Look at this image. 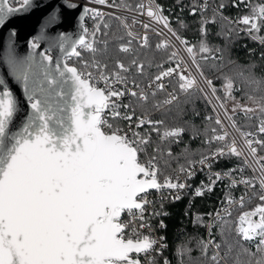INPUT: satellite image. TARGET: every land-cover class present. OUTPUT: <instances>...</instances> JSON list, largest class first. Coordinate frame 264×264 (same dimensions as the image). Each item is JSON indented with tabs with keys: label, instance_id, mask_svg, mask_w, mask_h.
Segmentation results:
<instances>
[{
	"label": "snow or ice",
	"instance_id": "6c2138e0",
	"mask_svg": "<svg viewBox=\"0 0 264 264\" xmlns=\"http://www.w3.org/2000/svg\"><path fill=\"white\" fill-rule=\"evenodd\" d=\"M91 2L104 5L107 0ZM14 3L19 6H13L9 0H0V27L14 13L28 9L33 0H14ZM238 3L250 6V13L239 17L235 23L243 25V30L257 39L256 34L264 28V0H259L254 6L252 0H238ZM66 7L75 5L66 4ZM219 7L223 8L224 4ZM136 10L147 15L150 21L161 24L175 37L215 97L217 90L212 80L204 77L197 62L200 54H205L200 55L201 59L209 58L206 54L211 49L207 44L201 40L198 46L190 45L171 28L168 17L152 0H149L147 8L141 3ZM195 11L194 8L193 13ZM84 12L91 13L93 19L103 20V14L96 9L85 8ZM58 19L56 10H53L40 35L30 42L26 56L16 55L13 45L8 43L3 57L8 75L23 90L29 111L13 127L21 108L6 79L0 76V264H141L139 257L152 251L156 244V240L140 231L147 226L145 207L152 203L147 200V193L162 189L179 192L187 187L179 182L178 177L165 176L163 181L160 180L158 161L163 155L171 156L172 153L170 150L164 153L156 145L149 154L147 149L152 146L150 133L156 132L163 142L178 138L183 129L167 128L161 134L163 121L151 119L147 112L137 117L131 104H121L120 98L128 95L145 105L149 96L155 98L157 94L164 93V98L152 105L160 110L176 102L181 93L187 94L196 88L197 80L187 67L182 66L183 60L175 50L167 57V63L175 66L157 65V73L146 86L148 91L135 80L131 82V88L128 87L126 74L132 67L139 75L144 74V65L135 59L130 66L116 60L111 71L106 64L95 60L91 65L85 62L84 70L70 66L68 60L81 56L79 49L96 51L94 44L100 31L99 24L91 38L89 30L82 26L76 39L60 34L50 42L49 48L37 52L39 41L45 38L46 28L57 23ZM209 22L201 21L202 35L206 31L204 25ZM103 27L107 29L108 24ZM151 27V24H143L146 31ZM127 37V43L119 48L122 53H129L135 40L131 31L127 32ZM141 40V47L147 46L148 37L145 35ZM261 42L264 43V38ZM170 47L172 45L164 40L156 45L158 50ZM53 48H59L63 53L55 63L51 54ZM89 68H94L95 74ZM174 76L177 83L168 91L165 81ZM100 82L104 87L99 86ZM249 82L259 85L258 81ZM223 87L226 99H232L234 83L231 78L225 77ZM248 99L256 107L237 104L232 112L239 109L246 115L264 114V96L250 95ZM121 107L129 112L122 114L118 111ZM219 108L225 109V103L220 102ZM106 110L113 119L135 121V129L147 125L150 131L141 134L131 130V123L130 134L113 127L105 118ZM225 117L233 128L241 131L226 109ZM215 123L221 126V131L213 128V135L206 143L222 142L223 146L201 154L198 161L190 160L187 167L179 168V172L187 173L191 178L196 164L211 168L210 161L219 157L246 154L245 164L251 161L260 172V203L240 214L235 231L243 241H255L256 252L244 249L246 259L238 256L236 264H264V156L259 155V151L264 149V139L258 138L264 136V118L259 121L257 133L241 131V148L236 146L235 140L227 142L228 133L223 131L219 117ZM141 154L147 159L142 160ZM231 172L229 170L224 175L231 176ZM221 179L220 173H215L214 179L210 176V183L197 188L195 196L211 192ZM238 182L247 188L255 187L254 179ZM235 183L237 181L234 180ZM174 199L178 200L180 196L176 195ZM225 203L231 205L235 201L228 197ZM239 205H244L243 196ZM223 211L227 212V209ZM124 213L130 217L127 222L121 219ZM211 243H202L205 252ZM215 247L219 248V245ZM212 261L219 264L218 256L213 255Z\"/></svg>",
	"mask_w": 264,
	"mask_h": 264
},
{
	"label": "trees",
	"instance_id": "16d2710c",
	"mask_svg": "<svg viewBox=\"0 0 264 264\" xmlns=\"http://www.w3.org/2000/svg\"><path fill=\"white\" fill-rule=\"evenodd\" d=\"M162 10V14L168 17L170 26L178 35L186 39L190 45L198 46L203 40L211 52L207 60L197 56V62L203 74L213 82V87L220 100L228 104L232 110L234 106L252 103L248 97L259 98L264 96V45H260L261 38H264V28L256 34L257 39H253L248 33L241 31L235 21L250 13V6L239 4L238 0H155ZM136 0H124L121 5L134 7ZM259 0H252V6ZM10 4L16 6L14 0H9ZM130 3V4H127ZM223 3L224 7L220 8ZM196 9L193 13V9ZM227 18V19H225ZM211 22L204 25L205 34L200 32L201 21ZM232 21V23H229ZM108 24V28L103 27ZM100 31L97 33V42L94 45L96 51L89 52L80 50L81 56L77 62L91 63L95 60L101 64H106L111 71L116 60H121L126 65H131L135 59L144 65V74L139 75L132 67L127 73L129 82L135 80L139 84L145 83L158 71L157 65L164 64L165 67L172 66L167 63L170 51L157 49L159 41L154 37H148L147 46L139 47L134 42L129 53L119 51L121 44L127 43V38L119 25L111 19H103L99 22ZM75 66L76 61L73 63ZM95 71L94 68H89ZM225 77L231 78L234 83L232 99H226L224 84ZM249 80L258 81L250 83ZM177 83V78L169 83L172 89ZM162 100V93L155 98L149 96V102L145 105L138 103L135 98H127L126 104H131L135 109L137 117L147 112L153 120L163 121L161 134L167 128L179 127L183 129L180 136L174 140L169 139L161 142L156 132H151L152 146L147 151L152 153V147L159 145L164 153L169 150L172 155H163L159 159L160 178L179 170L181 166H188V162L197 161L201 154L208 153L216 148L221 142L206 143L213 135L212 129L217 126L210 116V113L195 90L189 93H181L173 104L165 106L160 110L152 107L153 103ZM230 104V105H229ZM227 106V105H226ZM256 107V105H255ZM228 108V107H227ZM236 125L243 131H252L257 128L264 114L259 112L245 114L243 111L232 113ZM251 116V119L248 117ZM211 117V119H208ZM113 127H122L123 121L112 119ZM141 134L150 131L149 126L136 129ZM218 132V130H217ZM264 139V136H262ZM259 155L264 156V149L259 151ZM141 159H147L141 154ZM236 166L240 169L241 162L236 156L222 157L218 167ZM246 173V171H243ZM222 191L213 187L211 192L205 191L202 196L184 195L177 202H166L158 207L151 217L152 222L162 221L165 225L159 231L160 236L167 245V248L155 255L151 264H214L212 261L213 251L208 248L203 250L202 243H206L204 222L212 213L218 201L230 192ZM259 193L254 191L253 196L244 200L243 207L235 208L230 215L224 217L220 222L213 224L209 229V238L213 244L219 245L217 252L223 258L219 264H236L239 256L243 255L244 249L256 252V242H245L236 233V222L240 214L254 208L260 203Z\"/></svg>",
	"mask_w": 264,
	"mask_h": 264
},
{
	"label": "built area",
	"instance_id": "2783aa9c",
	"mask_svg": "<svg viewBox=\"0 0 264 264\" xmlns=\"http://www.w3.org/2000/svg\"><path fill=\"white\" fill-rule=\"evenodd\" d=\"M65 1L72 3V4H79L84 9L85 8L96 9L97 11L103 14V19H111L115 21L119 25L121 30L123 31V34L127 38V40H128L127 32L131 31L133 33V37H135V40L133 42L139 47H141V44L143 43L141 38L144 37L145 35L147 37H154L159 42L162 40L169 42L172 45V47H170L168 50L170 52L173 50L178 51L179 57L182 58L183 60L182 66L187 67V69L191 72V74L196 78L197 87L194 88L193 90H195L201 97L202 101L204 102V104L206 105L210 113V116L214 120V123L217 117L221 119L222 124H223V131H226L228 133L227 142L231 143L233 140H235L236 146L238 148L242 147L241 131L243 130H241L237 126L241 130V131H237L236 128L232 127L231 122L228 119H226L225 117V109L227 110L226 105H225V109L219 108V103L222 101L216 100L215 97H218L217 93L215 94V97L212 96L211 90L207 87L204 80L201 79L199 72H197L196 68L192 65V61L190 57L187 55L186 51L184 50V47L180 45L179 42L176 41L175 37H173L171 33L167 31V29H164L161 24H156L155 22L150 21L147 15H142L140 11L136 10V6L141 3L144 4L145 8H147L149 5V0H136V2L133 4L134 7L132 8L121 5V3L124 2V0H107L106 4L104 5L93 3L91 2V0H65ZM152 3L154 5H158L155 0H152ZM127 4H130V3H127ZM117 17L119 19H117ZM99 22H101L99 18L93 19L91 13L86 14L84 12L83 27H86L89 30V38H91V33L96 30V26L99 24ZM125 24L128 26L127 28L124 26ZM143 24H151L152 27L146 31L143 28ZM239 27L242 32L247 33L246 31L243 30L244 29L243 25H239ZM96 42H97V39H96ZM259 44L261 46L264 45V43L262 42H259ZM72 61L74 62L76 61L77 68L84 70L82 61L77 62V58L73 57L67 62H70L71 64ZM172 66L174 67L175 65L173 64ZM90 71H92L95 74V71L93 70H90ZM204 77L206 76L204 75ZM175 78L176 77L174 76L170 80L165 81V83L168 84V91L172 90L169 86V83L171 80H174ZM148 82L149 80L141 84V86L145 87L146 91H148V89L146 88ZM99 86L104 87L102 82L99 83ZM131 86L132 85L129 82L128 87L131 88ZM117 87H121V86L117 85ZM201 88L204 89V91H200ZM206 94H207V98H206ZM127 98H132V97L125 95L120 98V103L126 104L124 100H126ZM163 98H164V93H162V99ZM214 106H215V110H214ZM118 111H120L122 114H127L129 112V110H125L122 107L118 109ZM227 113L228 115L232 116L228 110H227ZM105 118L111 124V120L113 118L107 110L105 112ZM117 119L123 121V126L119 128L123 129L125 132H129L130 134L131 130H136L135 121L129 122L127 120H123L119 118ZM130 123L132 124L131 130L129 128ZM216 126H217L218 132H220L221 126L220 125H216ZM243 132L257 133L258 128L252 131H243ZM258 138L262 139V136H259ZM222 146L223 144L221 142L219 146L212 149L211 151H215L217 148H220ZM237 158L240 160L242 164L240 169H237L236 166H233V165L227 166L226 168L218 167L222 159V157H219L216 160L210 161L211 168H208V167L202 168L199 164H196V166L192 169V171L194 172V175L191 176V178H188L187 173H180L179 170H176L171 174L165 175V176H171L174 178L178 177L180 183H184L187 185L185 189L180 190L179 192H175V191L168 190V189H162L160 191L153 190L147 193L146 198L152 203H149L145 207L144 218H145V223L147 226L143 229H140V231L144 235H149L152 239L156 240V244L152 251L148 252L146 255H141L139 257V259L141 260V264H150L152 258L155 255L159 254L161 251L167 248V245L165 244L163 239H161L162 237L159 234V231L165 228L164 223L162 221H156V222L151 221L153 212L158 207L163 205L164 203L177 202L184 195H187V194L195 196V190L197 188L201 187L202 184L208 185L210 183V180H209L210 176H212V178L214 179V174L220 173L222 175V179L217 181L214 187L219 188L222 191H226L225 194L228 191H233V192H230L227 196H223L222 198H220V200L218 201L212 213L206 218L204 222V229H205V240L207 243L209 241H212L208 236L210 227L213 224L220 222L224 217L228 216L229 212L231 213L235 208L240 207L239 201L242 196L244 197V200H247L253 196L254 191L258 192L259 194L261 193L260 179H259L260 172L258 168L255 165H252L251 161L249 162L248 165L245 164L246 154L245 156H241ZM254 168H256V170H254ZM229 170H232L231 176H225L224 173L228 172ZM243 171H246V173ZM165 176L161 177L160 180L163 181ZM241 179H254L255 187L247 188L243 183L238 182ZM234 180L237 181V183L233 184ZM176 195H179L180 199L178 200L174 199V196ZM228 197H230L233 201H235V203L231 205L226 204L225 201H226V198ZM225 208L227 209V212L223 211V209ZM218 212H219V216H217ZM121 219L123 222H127L130 219V217L127 215V213H124L122 214ZM208 248H210L213 251V255L218 256L219 262L223 261V258L217 252V247H215V244H213V242L209 244Z\"/></svg>",
	"mask_w": 264,
	"mask_h": 264
},
{
	"label": "water",
	"instance_id": "95a60500",
	"mask_svg": "<svg viewBox=\"0 0 264 264\" xmlns=\"http://www.w3.org/2000/svg\"><path fill=\"white\" fill-rule=\"evenodd\" d=\"M66 4L72 3L65 0H33V4L28 9L14 13L5 25L0 27V76L6 79L21 108L13 127H16L29 109L22 88L14 81V78L8 75L7 67L3 63L6 47L8 43H11L16 55L26 56L30 42L40 35L42 27L47 22V17L53 10H56L58 14V22L46 28L45 38L39 41L40 46L37 52L49 48L50 42L60 34L73 40L76 39L82 31L84 8L79 4H72L75 7L68 8ZM51 54L54 57V63L56 59L63 57L59 48H53Z\"/></svg>",
	"mask_w": 264,
	"mask_h": 264
},
{
	"label": "rangeland",
	"instance_id": "374dc122",
	"mask_svg": "<svg viewBox=\"0 0 264 264\" xmlns=\"http://www.w3.org/2000/svg\"><path fill=\"white\" fill-rule=\"evenodd\" d=\"M227 106H226V108H227V110L229 111V113L232 115V110H230L229 109V106H228V104H226ZM230 105V104H229ZM242 106H249V107H255V105L254 104H252V103H247V104H243ZM237 111H240L239 109H237Z\"/></svg>",
	"mask_w": 264,
	"mask_h": 264
},
{
	"label": "flooded vegetation",
	"instance_id": "af4514ba",
	"mask_svg": "<svg viewBox=\"0 0 264 264\" xmlns=\"http://www.w3.org/2000/svg\"><path fill=\"white\" fill-rule=\"evenodd\" d=\"M73 63H74V61H72L71 64H70V62H68V64H69L70 66H74Z\"/></svg>",
	"mask_w": 264,
	"mask_h": 264
}]
</instances>
